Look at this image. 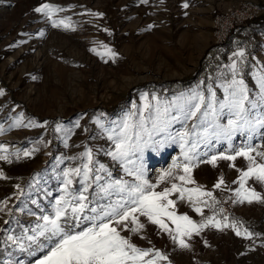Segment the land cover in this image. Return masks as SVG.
<instances>
[{
  "label": "rangeland",
  "instance_id": "obj_1",
  "mask_svg": "<svg viewBox=\"0 0 264 264\" xmlns=\"http://www.w3.org/2000/svg\"><path fill=\"white\" fill-rule=\"evenodd\" d=\"M238 1L0 0V127L5 129L0 132V144L6 154H12L11 163L0 160V173L3 174L0 177V264H35L47 253V248L37 244L29 250H21L17 241L27 246L28 241L23 237L33 234L37 225L43 223V215L51 214L56 200L64 194V171L86 162L81 156L86 150L92 151L94 169L100 164L105 166L104 171L93 172L92 179L95 175L102 179L96 183L90 180L91 186L85 193L92 201L90 207H103L118 197L116 193L109 196L100 192L99 185L133 179L127 176L120 161L107 155L115 149L108 136L113 129L118 130L126 116L138 110L142 93H147L149 100L155 94L162 101L172 102L182 93L185 99L197 90L207 95L211 85L217 99L222 100L224 92L220 84L231 79L228 65L236 59L240 63L239 75L248 85L250 97H258L257 77L264 74V36L252 49L233 51L222 75L206 84L205 89L198 82L171 93L143 91L129 97L115 111L99 110L93 114L90 111L96 107H114L140 83L190 76L203 52L214 44L210 11ZM251 1L261 7L255 18L263 15L264 0ZM43 3L63 9L55 12L53 19L64 20L69 27H54L44 14L34 11ZM102 45L116 56L108 55ZM241 51L244 53L242 59L234 56ZM244 66L249 69L245 74L242 73ZM260 107L258 104L257 112ZM176 114L173 108L172 115ZM56 118L60 120L55 121ZM130 119L136 121L139 116ZM227 120L226 113L220 117L222 124ZM193 122L198 125L194 131L201 133L200 121L195 118L187 122L176 120L170 131L178 133L190 128ZM21 123L29 126H12ZM188 139L197 143L196 153L205 161L220 152L232 155L231 149L239 150L246 144L264 152V129L251 136L237 133L231 142L199 143L196 135ZM18 151L19 160L15 155ZM24 151L31 155L24 157ZM256 159L264 163V158ZM174 160H183L178 140L168 141L162 147L146 148L143 166L149 182L157 184L160 173L169 170ZM248 163L244 157H237L235 161L218 160L215 166L198 162L193 168L195 184L184 186H202V190L211 191L218 202L215 209L199 204L202 213H197L187 197L178 199L179 193L173 192L169 198L175 200L178 215L187 214L196 222L212 216L214 211L216 219L222 221L223 217L234 215L241 231L245 228L240 221L252 222L253 230L247 229L253 233L250 238L237 236L230 227L223 230L207 227L199 235L186 238L189 247L181 248L146 217H140L145 227L139 233L125 230L121 234L131 237V242L140 248L159 250L167 256V260L157 264H264V184L254 178L246 184L261 194V200L233 203L239 187L234 181L238 180L240 170L247 169ZM179 174H183L182 170L176 169L174 176L158 183L155 190L162 191L173 182L181 184L175 179ZM221 177L224 185L213 187ZM72 179L68 191L78 195L83 189L82 177L73 176ZM221 203L227 204L228 211L220 212ZM232 221L229 218L227 223ZM165 222L174 228L171 221L165 218ZM87 223L85 221L81 227ZM39 243L48 242L40 238Z\"/></svg>",
  "mask_w": 264,
  "mask_h": 264
},
{
  "label": "snow or ice",
  "instance_id": "obj_2",
  "mask_svg": "<svg viewBox=\"0 0 264 264\" xmlns=\"http://www.w3.org/2000/svg\"><path fill=\"white\" fill-rule=\"evenodd\" d=\"M141 2L145 3L147 0H141ZM183 6L188 7L187 3ZM34 11L44 14L52 21L54 27H69L64 20L53 19L55 12L63 11L58 6L43 3ZM102 47L106 48L108 55L116 56V53L107 46L102 45ZM234 56L242 59L244 53L241 51ZM228 68L231 79H226L220 84L224 92L222 100L217 99L211 85L207 88V95L197 90L186 99L182 93L172 102L162 101L155 94H152L149 100L148 94L142 93V103L138 110L126 116L122 124L118 126V130L113 129L108 136V139L114 142L115 149L109 151L107 155L113 160L120 161L127 176L133 179L131 181L118 179L99 185L100 192L109 196L116 193L118 197L103 207H90L92 201L85 193L91 183L102 179L99 175H95L92 179L93 172L104 171L105 166L100 164L94 169L95 161L92 151L86 150L81 154L86 162H82L80 167L64 171V194L56 200L51 214L43 215L41 217L43 223L37 225L32 235L23 237L28 241L27 246L17 241L21 250H29L33 244L47 248V253L37 259L35 264H157L160 260H167V256L159 250L140 248L131 242V237L121 234L125 230L130 233H139L144 229L145 224L140 222V217H146L147 221L158 226L159 230L167 232L172 241L181 248L189 247L186 238L190 239L194 234L199 235L207 227H215L217 230L230 227L237 236L243 235L250 238L253 233L246 228L241 231L235 220L227 223L229 220L227 216L223 217V221L216 219L215 211L212 216L205 217L200 222L194 221L187 214L178 215L175 211V200L169 198L173 192L179 193L178 199L183 200L187 197L197 213H202L201 207L197 206L199 204L215 209L218 202L211 191L202 190V186H184L195 184L192 178L193 168L198 162L215 166L218 160L235 161L237 157H244L249 163L246 170H240L238 180L234 181L239 183V187L235 190L236 198L233 203L245 201L252 203L261 200V194L255 189L246 187V184L252 178L264 184V163L256 159V157L264 158V152L256 151L246 144L239 150L231 149L234 152L232 155L220 152L218 155H210V158L205 161L201 160L196 153L197 143L188 139L196 135L199 143L211 140L231 142L232 137L237 133H247L251 136L257 130L264 129V74L257 77L259 93L258 97L253 99L250 97L248 85L239 75L240 63L233 59ZM153 101L155 103H152ZM178 101H184V103H178ZM258 104L261 106L259 112L256 111ZM133 107L136 109L135 105ZM173 108L176 109V115H172ZM146 113L149 114L146 115ZM225 113L228 120L226 124H222L220 117ZM135 115H138L139 119L132 121L130 117ZM193 118L200 121L201 133L197 134L194 131L198 127L195 122L190 128L186 127L178 133L173 134L170 131L172 123L176 120L183 119L187 122ZM31 123L29 121V124ZM29 124L21 123L12 126L27 127ZM3 131L5 129L0 127V132ZM177 140L183 160L179 162L174 160L169 170L162 171L157 184L172 178L176 169L182 170L183 174L175 175V179L182 183L173 182L171 187H164L162 191H157L155 190L157 184L150 183L146 178L143 166L144 150L157 145L162 147L168 141L177 142ZM253 152L255 155H252ZM10 155L12 154H6V149L0 144V160L11 163ZM15 155L19 160V151ZM29 155L31 152H23L24 157ZM2 176L3 174L0 173V177ZM73 176L82 177L83 189L78 195L68 191L73 183ZM222 185H224L223 177L213 187L220 188ZM204 197L207 199H202ZM222 211L223 209H220V212ZM165 218L171 221L174 228L169 227ZM85 221L88 222L87 225L81 227ZM40 238L48 243L40 244ZM9 239L14 238L9 237Z\"/></svg>",
  "mask_w": 264,
  "mask_h": 264
},
{
  "label": "trees",
  "instance_id": "obj_3",
  "mask_svg": "<svg viewBox=\"0 0 264 264\" xmlns=\"http://www.w3.org/2000/svg\"><path fill=\"white\" fill-rule=\"evenodd\" d=\"M264 36V14L257 18H254L248 22L245 26H239L232 30L226 41L222 44H211L202 54L199 59L198 66L194 69L190 76H186L180 79H171L160 82H143L128 91L127 97L114 107L110 109L106 108H93L91 114L101 111L112 112L122 107L129 97H132L138 92H177L185 89L195 83H201L203 89L206 84L211 83L214 79L222 75V71L225 70V65L230 58L231 53L236 49L245 48L246 50L255 47L261 38ZM249 69L243 67L242 73L245 74ZM60 118H56L55 121H59ZM235 221H238L234 215H229ZM242 227L253 230V223L248 221H240Z\"/></svg>",
  "mask_w": 264,
  "mask_h": 264
},
{
  "label": "built area",
  "instance_id": "obj_4",
  "mask_svg": "<svg viewBox=\"0 0 264 264\" xmlns=\"http://www.w3.org/2000/svg\"><path fill=\"white\" fill-rule=\"evenodd\" d=\"M260 11L259 4L251 0H239L234 5L213 8L210 11L213 43H224L232 30L247 25L250 20L259 15ZM221 205L224 211H228L226 203Z\"/></svg>",
  "mask_w": 264,
  "mask_h": 264
},
{
  "label": "bare ground",
  "instance_id": "obj_5",
  "mask_svg": "<svg viewBox=\"0 0 264 264\" xmlns=\"http://www.w3.org/2000/svg\"><path fill=\"white\" fill-rule=\"evenodd\" d=\"M211 28H212V24H211ZM212 32V31H211ZM211 38H213V34L211 33Z\"/></svg>",
  "mask_w": 264,
  "mask_h": 264
},
{
  "label": "crops",
  "instance_id": "obj_6",
  "mask_svg": "<svg viewBox=\"0 0 264 264\" xmlns=\"http://www.w3.org/2000/svg\"><path fill=\"white\" fill-rule=\"evenodd\" d=\"M224 5V4H223Z\"/></svg>",
  "mask_w": 264,
  "mask_h": 264
}]
</instances>
